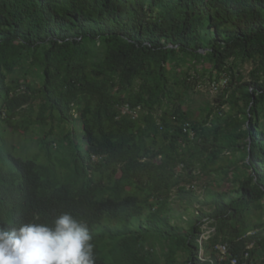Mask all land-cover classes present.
I'll return each mask as SVG.
<instances>
[{"label": "trees", "instance_id": "16d2710c", "mask_svg": "<svg viewBox=\"0 0 264 264\" xmlns=\"http://www.w3.org/2000/svg\"><path fill=\"white\" fill-rule=\"evenodd\" d=\"M188 62L211 83L228 77L216 101L229 108L209 122L175 90L197 79L177 73ZM7 128L38 132L39 147L26 157L0 142V225L71 213L95 264H230L246 250L264 264V0H0ZM213 173L235 188L202 199L193 181ZM174 191L200 205L188 227L173 221Z\"/></svg>", "mask_w": 264, "mask_h": 264}, {"label": "rangeland", "instance_id": "374dc122", "mask_svg": "<svg viewBox=\"0 0 264 264\" xmlns=\"http://www.w3.org/2000/svg\"><path fill=\"white\" fill-rule=\"evenodd\" d=\"M206 66H209L208 64ZM202 65L199 64L192 66L189 62L184 64L181 68L177 70L179 75H182L184 71L190 69V73L197 77L194 80L193 87L190 90H185L182 86H174L175 90L179 92L184 98V109L191 115L192 119L200 121L205 120L209 122L219 110H228V104L224 106H218L217 99L224 94H228L223 88L215 89L212 87V83L208 81V72L205 71L203 77H199V73L203 72ZM205 68V66H204ZM252 68L251 62H239L238 70L244 75L245 78H248V73ZM208 69V68H205ZM199 72V73H198ZM26 79L32 84H39L40 76L38 74V68H33L26 76ZM212 110V113L209 118L206 117L208 112ZM70 126V124H68ZM39 133L36 131H30L24 133L21 130H12L7 128V132L0 129V136H3L0 142L4 149L11 150L16 155L23 156H33L38 151V142L34 139ZM77 136H82V133L79 132ZM229 158H232L231 155H225L222 158L221 163H226ZM194 191L201 196L202 199L210 198L213 193L220 192L223 190H231L235 188V185L231 181L223 180L221 175L213 173L212 176L207 177L205 175L200 176L197 180L193 181ZM171 209L172 216L174 215L173 221L184 226L188 227L192 224L194 218V211L199 209V204H191L188 202L187 197H180L177 192H173L171 196ZM203 209H208L207 206H204ZM254 220L261 219L264 221V212L255 211ZM148 216L158 218L159 213L149 212ZM156 252L161 254L163 253L164 247H161L159 244L155 245Z\"/></svg>", "mask_w": 264, "mask_h": 264}, {"label": "clouds", "instance_id": "9594fccd", "mask_svg": "<svg viewBox=\"0 0 264 264\" xmlns=\"http://www.w3.org/2000/svg\"><path fill=\"white\" fill-rule=\"evenodd\" d=\"M0 264H95L87 222L65 212L51 224L0 225Z\"/></svg>", "mask_w": 264, "mask_h": 264}, {"label": "built area", "instance_id": "2783aa9c", "mask_svg": "<svg viewBox=\"0 0 264 264\" xmlns=\"http://www.w3.org/2000/svg\"><path fill=\"white\" fill-rule=\"evenodd\" d=\"M227 82H228V77L224 76L218 82H213L212 87L215 89H220V88L225 87L227 85ZM139 108H140L139 106L132 108L129 104H125L122 106V112L124 114H130L133 118H135L138 114ZM190 126H191L190 123L187 122L183 125V129L185 131H188L190 130ZM211 231L212 230L209 229L203 233L200 239L201 244L203 243L205 239L208 238ZM216 249L218 250L221 259L224 258L228 254V247L226 244H218L216 246ZM202 255H203V250L201 251V256ZM230 264H254V262L251 259L249 250H246L245 252H243L241 257L231 256Z\"/></svg>", "mask_w": 264, "mask_h": 264}]
</instances>
